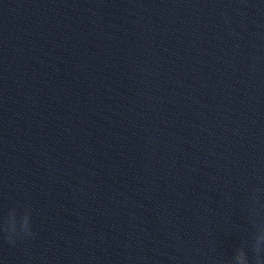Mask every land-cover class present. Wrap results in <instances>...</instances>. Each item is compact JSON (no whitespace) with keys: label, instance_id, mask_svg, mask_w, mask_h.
Wrapping results in <instances>:
<instances>
[{"label":"water","instance_id":"obj_1","mask_svg":"<svg viewBox=\"0 0 264 264\" xmlns=\"http://www.w3.org/2000/svg\"><path fill=\"white\" fill-rule=\"evenodd\" d=\"M0 264H229L245 241L163 0H0ZM247 251V249H245Z\"/></svg>","mask_w":264,"mask_h":264},{"label":"clouds","instance_id":"obj_2","mask_svg":"<svg viewBox=\"0 0 264 264\" xmlns=\"http://www.w3.org/2000/svg\"><path fill=\"white\" fill-rule=\"evenodd\" d=\"M259 191V189L253 191L251 197L253 206L248 209L254 229L250 238L251 243L249 245L247 240L242 241L229 264H264V203L260 202L257 196ZM0 233L10 244H14L17 239L32 238L34 233L30 222V210L24 208L18 211L15 207L9 208L6 215L0 218Z\"/></svg>","mask_w":264,"mask_h":264}]
</instances>
